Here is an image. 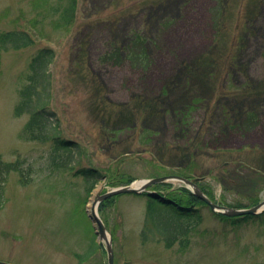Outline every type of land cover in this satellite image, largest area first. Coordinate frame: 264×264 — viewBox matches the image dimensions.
Masks as SVG:
<instances>
[{"label":"rangeland","instance_id":"1","mask_svg":"<svg viewBox=\"0 0 264 264\" xmlns=\"http://www.w3.org/2000/svg\"><path fill=\"white\" fill-rule=\"evenodd\" d=\"M73 1L0 0V33L34 39L0 43V158L26 178L7 174L0 262L108 264L92 205L139 180L203 177L221 205L264 200V0H76L69 18ZM41 49L54 57L28 108L47 102L51 134L73 142L58 163L51 140L25 133L30 112L15 113ZM151 194L192 211L175 239L148 218ZM263 212H216L177 179L98 207L114 264H264Z\"/></svg>","mask_w":264,"mask_h":264},{"label":"trees","instance_id":"2","mask_svg":"<svg viewBox=\"0 0 264 264\" xmlns=\"http://www.w3.org/2000/svg\"><path fill=\"white\" fill-rule=\"evenodd\" d=\"M75 2L76 0H74L72 2L73 4L66 9L65 13L69 18L74 16ZM0 43L4 46L18 49L33 44L34 39L26 31L9 30L0 33ZM53 57L54 53L51 49H41L33 56L29 65L31 70V74L29 75L30 82L27 86L20 90L21 98L15 107V113L21 114L26 110L30 112V117L24 126L25 133L30 139L41 141L51 140L53 148L55 149L56 159L58 160L56 163H58L61 159H59L60 152L57 151H69L73 142L71 140L61 139L58 135L51 134V129L56 126L52 125L54 122L52 118L55 113L48 109L47 102L39 100L37 101L38 104L34 106V108H28L29 105L32 104V97L39 94L37 87L41 83L42 78H46L45 73L47 71V65ZM47 85L48 83L45 82L42 86L45 87ZM10 171H19L22 177L21 180L26 182V178L22 172V162L19 160L5 162L0 158V206L4 202V185L7 174ZM82 171L87 179H92L93 181H96L101 176L97 170L92 168H84ZM183 206L184 205L179 203L177 200L165 198L163 196L161 197L157 194H151L147 204V216L154 225L158 222V226L160 225L164 227L166 231H168V229L170 230L169 226L171 224L177 226L175 228V236H173V239H175L177 232L183 230L182 228H179L181 226L179 225V220L182 219V217L184 218L189 216L192 212L190 208Z\"/></svg>","mask_w":264,"mask_h":264},{"label":"water","instance_id":"3","mask_svg":"<svg viewBox=\"0 0 264 264\" xmlns=\"http://www.w3.org/2000/svg\"><path fill=\"white\" fill-rule=\"evenodd\" d=\"M170 179H177L191 186L193 193L196 196H198L200 199L204 200L207 204H209L211 209L216 212H223L228 215H243V214H255V213H260L264 211V200H262L261 202H259L258 204L250 208H236V207L221 205L217 202H214L203 192L201 187L197 184V181L202 180L203 177L189 179V178H186L180 175H166V176H160V177H155L151 179H145L143 180V183L139 186H134V184H130V185H124L121 187L113 188L110 191H107L106 193L97 195L92 205V211H91V215L98 225L99 235L101 239H103L105 246H106V251L108 255V264H114V249L112 245V239L109 236L110 234L107 230V227L105 223L103 222L102 218L98 214V207H99L100 202L107 197L120 194V193H127V192L139 193V192L144 191L148 186L152 184L163 182V181L170 180ZM0 264H10V263L0 262Z\"/></svg>","mask_w":264,"mask_h":264},{"label":"bare ground","instance_id":"4","mask_svg":"<svg viewBox=\"0 0 264 264\" xmlns=\"http://www.w3.org/2000/svg\"><path fill=\"white\" fill-rule=\"evenodd\" d=\"M143 183V180H139L137 182L134 183V186H139Z\"/></svg>","mask_w":264,"mask_h":264}]
</instances>
